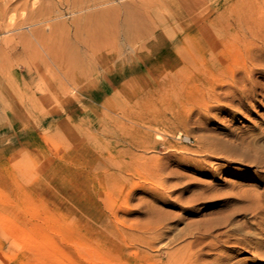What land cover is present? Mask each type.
I'll return each instance as SVG.
<instances>
[{
    "label": "rangeland",
    "instance_id": "obj_1",
    "mask_svg": "<svg viewBox=\"0 0 264 264\" xmlns=\"http://www.w3.org/2000/svg\"><path fill=\"white\" fill-rule=\"evenodd\" d=\"M139 1L0 0V264L157 263L188 223L264 196V167L199 152L264 128V91L234 117L197 102L237 42L236 0ZM203 184L227 196L198 202Z\"/></svg>",
    "mask_w": 264,
    "mask_h": 264
},
{
    "label": "bare ground",
    "instance_id": "obj_2",
    "mask_svg": "<svg viewBox=\"0 0 264 264\" xmlns=\"http://www.w3.org/2000/svg\"><path fill=\"white\" fill-rule=\"evenodd\" d=\"M224 1L230 2L232 0ZM161 2L163 4V1ZM147 3L148 1L146 0L137 2V4L141 5L140 7H148L149 5ZM152 4H154V2ZM227 6L228 9L225 10L230 12V17L233 19V22L238 23L236 28H233V34L237 42L230 44L229 48L231 50L223 68L200 79V84H202L203 87H201L198 92L197 102L198 105L206 111L217 109L234 117L236 116L234 113L240 112L241 110H248L249 106L253 105L251 102H255L259 93L264 91V0H261V2H259V0H236V2ZM114 9L112 8L113 11ZM198 19L199 18L193 19V21H198ZM219 20V16L212 20V28L215 30L224 28V26L221 25L222 23L218 22ZM8 26H11V24ZM8 26L7 28H11ZM182 29L183 28H181V30ZM239 35H242L243 40H240L242 38H240ZM33 36L37 37V34ZM15 43L10 44V51L13 50V52H15L18 49L19 42ZM197 48L199 52L204 48L206 49L204 41H200ZM219 88L221 91L217 93V89ZM221 99H225L229 103L221 104ZM222 140L217 139L215 140L216 142L214 140L212 141L215 142L217 148L213 147L214 149H211L208 147L209 149H202L199 152L205 155L210 154V156L211 154L219 155L228 162L238 161L242 164L260 167V169L264 167V146L260 144L261 141H264V128L254 135L234 136L231 140ZM225 195L226 193L214 191L210 189L208 185L203 184L202 189L198 193H195L194 199L202 201ZM234 198L237 203L242 202L245 205L242 206V208L230 209L231 213L223 217L214 219L206 217L202 218V220H198L199 222L194 224L191 222L188 223L186 228L182 229L181 238H190L191 241L180 247H175L174 250H171L172 248L170 247L171 249L169 250L171 251H166L163 261L151 264H246L234 260L235 256L240 251L251 252L253 264H264V250L262 246L264 221L256 224L244 222L239 225H235L233 222L234 215H252L255 217L257 214L264 212V196L262 195L261 197V195L249 194V191H240L235 194ZM180 208L181 207H179V209ZM152 228V230H154L153 232H156L158 226ZM222 228L228 229L212 237V232L214 230ZM221 237L223 238L220 239ZM177 238L180 239V237ZM210 238L215 240L205 242V240ZM171 244L172 243H170V245ZM211 257L213 258L208 260V258Z\"/></svg>",
    "mask_w": 264,
    "mask_h": 264
}]
</instances>
